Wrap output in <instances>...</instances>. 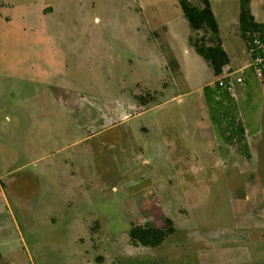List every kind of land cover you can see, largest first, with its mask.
I'll list each match as a JSON object with an SVG mask.
<instances>
[{"label":"rangeland","instance_id":"374dc122","mask_svg":"<svg viewBox=\"0 0 264 264\" xmlns=\"http://www.w3.org/2000/svg\"><path fill=\"white\" fill-rule=\"evenodd\" d=\"M209 1L242 44L238 0ZM190 33L179 0H0V178L33 207L0 264H264L263 97L213 120L201 95L190 136L183 93L213 80L178 72ZM133 225L173 230L148 247Z\"/></svg>","mask_w":264,"mask_h":264},{"label":"crops","instance_id":"0c3cea01","mask_svg":"<svg viewBox=\"0 0 264 264\" xmlns=\"http://www.w3.org/2000/svg\"><path fill=\"white\" fill-rule=\"evenodd\" d=\"M249 5H250V11H251V14L253 15L254 20L264 24V0H250ZM233 22H235L236 25L238 26V13H237V18L236 19L234 18ZM160 26L162 27V31H166V29L168 27H170V26L166 25L165 23H162ZM237 29L239 30V28H237ZM224 30L226 32V28H224ZM225 32L223 33V36H224ZM192 34H193V32L191 30V33L188 35L189 38H187L188 44H186L187 46L183 47V50H182L183 57L178 58V63H177L178 72L183 73L184 77H188L189 70L186 71V69L182 65V62L185 60V58H189V59L193 58V60H195L197 63H199L202 66L204 65V67L206 68L205 77L213 78V80L210 79L209 83H206L207 84L206 86L203 85V83H198L193 87V91H191L189 88L188 90H186L183 93L185 95L188 94V96L192 92L198 93L197 98L195 97L196 100L194 98L193 101L191 102V99L189 98L190 101H188V111H189L188 115H190L191 103L193 106L192 111L194 113L193 121L191 123L189 121L188 131L191 128L193 130V132L191 131L192 133L190 134V136L192 134H194V132L196 131L197 121L195 120L196 119L195 107L196 108L198 107L197 101L200 100L201 95L205 98L209 108L212 111V119L213 120L215 118L219 119V117L216 115L215 112L218 111L219 109L222 112V110H223L222 107H225V105H223V104H226L225 101L226 100L229 101V98L230 97L233 98V96H236L238 98V101L241 102L242 108H240V105H239L240 103L237 104V106L240 109L244 110V115L246 118H248L246 110H249V109L245 105H243L242 101H243L244 96H246V94L252 93L253 91L258 93L261 97H263V104H262V108H260V109H261V112L262 111L264 112V78H263V80L258 79L255 76V74L253 73L252 68L247 67L245 72H244V75H243L244 78L241 82H238V83L233 82L230 86L231 88L217 85L216 81L220 77V75L215 74L214 71L212 70L211 66L209 65L208 61L194 49L193 45L190 43V36ZM239 35H240V32H239ZM218 36L220 39V43H221V45H222L223 49L225 50L227 57H228V63L222 69L223 73L230 71V70L240 69L241 67H243L249 63V61L251 59V51H250L251 45L249 43H245V40L241 37V35L239 37L242 40V44L235 43V42L231 43L230 41L226 42V41H224V39L222 37L221 28L218 24ZM189 66H190V64H189ZM247 92H249V93H247ZM151 95H152V93L150 91H148L146 93V95L143 96L144 98L141 97V99L142 100L146 99L147 96L149 98V96H151ZM177 96H179V94ZM244 101H246V99ZM229 104H231V102ZM248 107H250V106L248 105ZM221 114H222L221 117H223V112ZM227 115H229L228 112L226 113V117L228 118ZM238 115H240V117H242L240 110L238 112ZM256 119L258 121L262 120V115L256 116L255 120ZM123 120H124V118L120 119L118 122H122ZM219 124H220V121H219ZM231 124H232L231 127H234L236 125H239V126L241 125L243 127L244 131H246L245 125H242L241 123H236V125H234V120L233 121L231 120ZM233 130L237 134H241V133H238L235 128H233ZM4 176H2L0 178V196H1V198H0V236L4 235L6 233H9V231L12 228L11 226H14L15 231L18 232L17 235L22 240V238L24 236L22 237V235L19 233L20 226H18V224H20L19 222H21L24 225L25 224L30 225V223L32 222V220L30 218L32 210H33L32 209L33 207H31V205H30L31 199H23V200L13 199V200H10L7 196V193H6V186H7L6 181H4L2 179V178H4ZM8 187H9V185L7 186V188ZM18 218H21L22 220L16 221ZM5 239L10 240L8 235L5 237ZM21 242H22L23 249L26 250L27 249V247L25 245L26 242H23V240ZM8 245H10V246H8ZM6 246L9 249L11 248V244L9 242L7 244L0 242V258L2 257L1 249L5 248Z\"/></svg>","mask_w":264,"mask_h":264},{"label":"trees","instance_id":"16d2710c","mask_svg":"<svg viewBox=\"0 0 264 264\" xmlns=\"http://www.w3.org/2000/svg\"><path fill=\"white\" fill-rule=\"evenodd\" d=\"M249 2L250 0H238V28L245 43L252 45L255 37L264 39V24L254 20ZM179 6L192 32L203 31L201 36H190V43L208 61L214 73L221 75L223 67L228 63V57L220 43L218 20L212 11L210 1L201 0V5L198 6L192 0H179ZM233 128L241 134L244 131L241 125H236L231 129ZM172 230L170 226L163 229L153 226L133 225L128 234L135 245L155 247L160 245Z\"/></svg>","mask_w":264,"mask_h":264},{"label":"built area","instance_id":"2783aa9c","mask_svg":"<svg viewBox=\"0 0 264 264\" xmlns=\"http://www.w3.org/2000/svg\"><path fill=\"white\" fill-rule=\"evenodd\" d=\"M251 59L248 64L237 70H230L217 79V85L230 87L233 82H241L244 78L246 68H252L255 76L263 80L264 78V39L255 37L251 45ZM231 88V87H230Z\"/></svg>","mask_w":264,"mask_h":264}]
</instances>
